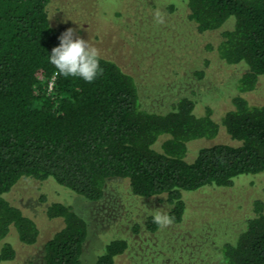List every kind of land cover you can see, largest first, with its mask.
<instances>
[{
	"label": "trees",
	"instance_id": "obj_1",
	"mask_svg": "<svg viewBox=\"0 0 264 264\" xmlns=\"http://www.w3.org/2000/svg\"><path fill=\"white\" fill-rule=\"evenodd\" d=\"M184 1L200 32L223 29L220 57L246 67L240 92L254 90L264 78V0ZM51 3L0 0V262L16 258L6 241L12 228L25 244L40 238L36 220L7 196L23 178H53L93 202L104 197L108 181L127 179L134 194L166 201L173 223H181L185 191L264 172V102L236 94L221 121L209 104L199 112L189 96L152 111L143 107L136 77L104 56V73L92 83L57 76L49 56L64 29L52 24ZM222 126L234 142L202 146L190 158V142L214 139ZM47 214L63 225L44 243V263L81 264L87 219L62 201ZM153 215L145 225L155 232ZM129 246L126 238L111 239L94 264H116ZM221 252L220 264H264V197Z\"/></svg>",
	"mask_w": 264,
	"mask_h": 264
},
{
	"label": "rangeland",
	"instance_id": "obj_2",
	"mask_svg": "<svg viewBox=\"0 0 264 264\" xmlns=\"http://www.w3.org/2000/svg\"><path fill=\"white\" fill-rule=\"evenodd\" d=\"M184 0H52L51 19L64 32L75 34L100 50L101 56L118 62L133 74L143 107L165 111L183 96L206 105L221 121L233 107L232 98L244 95L251 103L264 102V78L249 92H240L239 78L246 67L229 64L217 46L223 29L200 32L187 16ZM228 27H231L230 25ZM202 72V73H201ZM201 73V74H200ZM234 140L222 126L214 139L191 141L190 158L200 147ZM8 198L38 223L41 234L32 245L23 243L12 228L6 241L17 250L16 258L0 264H45L44 243L63 225L50 218L48 206L57 201L70 204L89 223L81 264H94L111 239L126 238L130 246L116 264H220L222 246L245 229L253 215V203L264 197V172L242 174L231 186L208 185L185 191L186 215L157 231L145 222L157 211L167 212L166 201L133 193L127 179L108 181L104 197L86 199L53 178L21 179ZM5 241L0 242V250Z\"/></svg>",
	"mask_w": 264,
	"mask_h": 264
},
{
	"label": "clouds",
	"instance_id": "obj_3",
	"mask_svg": "<svg viewBox=\"0 0 264 264\" xmlns=\"http://www.w3.org/2000/svg\"><path fill=\"white\" fill-rule=\"evenodd\" d=\"M58 39L59 45L52 48L49 56V62L54 66L57 76L81 78L92 83L103 75L100 50L88 40L76 35L72 28L63 32ZM173 220L167 212L157 211L153 215V223L160 228L170 226Z\"/></svg>",
	"mask_w": 264,
	"mask_h": 264
}]
</instances>
